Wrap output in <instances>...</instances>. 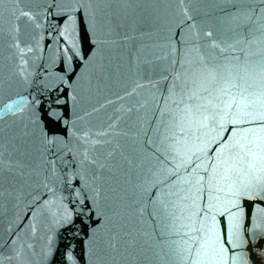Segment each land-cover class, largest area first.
I'll return each instance as SVG.
<instances>
[{"label": "snow or ice", "instance_id": "obj_1", "mask_svg": "<svg viewBox=\"0 0 264 264\" xmlns=\"http://www.w3.org/2000/svg\"><path fill=\"white\" fill-rule=\"evenodd\" d=\"M134 6L130 0H0L6 53L0 98L9 101L14 89H23L15 92L14 110L10 102L0 108V204L25 189L32 194V237L42 225L71 232L79 221L86 229L103 205L117 222L103 236L93 230L101 258L121 252L134 258L144 249L164 264L264 260V49L258 47L264 0H224V14L215 18L228 24L223 31L195 19L203 5L180 0L177 31L170 29L162 45L147 46L166 49L169 67L153 98L151 135L129 151L117 133L131 107L93 123L105 105L92 101L101 82L116 81L118 69L105 53L129 39L121 29ZM42 40L51 43L41 79L28 68ZM56 64L58 71L48 70ZM149 220L150 230L137 226ZM7 231L11 236V223ZM41 239L47 260L54 237ZM65 248L63 264H76L70 245ZM35 255L34 243L17 233L0 264H32Z\"/></svg>", "mask_w": 264, "mask_h": 264}, {"label": "water", "instance_id": "obj_2", "mask_svg": "<svg viewBox=\"0 0 264 264\" xmlns=\"http://www.w3.org/2000/svg\"><path fill=\"white\" fill-rule=\"evenodd\" d=\"M118 2L120 0H113L114 5ZM130 2L136 6L127 10V26L121 29L122 33H126L129 39L119 40L116 45L110 46L108 52L105 53L111 57L114 68L118 69L116 81L109 87H103V82H101V91L92 101L93 104L99 102L105 105L99 113L92 115L93 123L106 120L117 108L131 107V112L122 113L119 132L117 133L119 143L125 145L129 151L132 148H139L146 136L151 135L149 122L155 106L153 98H158L160 95L158 90L165 87L161 75L169 67L166 49L147 46L162 45L171 32L177 31L176 25L182 19L179 8L180 0H130ZM184 3L188 6L189 0H184ZM192 3L203 5L193 13L197 21H207L208 26L215 24L221 31L228 27L226 22L221 24L215 19L222 17L224 14L220 11V8H224V0H192ZM112 11L115 16L118 10L113 7ZM188 23H191V21H188ZM140 33H145V35L141 36ZM49 43H51V40H42L40 48L29 56L30 65L28 70L37 78H43L45 65L50 55L46 47V44ZM258 47L264 49V44ZM5 55L3 46L0 45V76L5 72ZM32 55L40 57V59L31 62ZM155 56L160 57V59H154ZM259 58V56L252 57V59L257 60ZM147 60H151L152 63H147ZM58 69L59 64L48 66V70L52 72L58 71ZM132 89H135V92L131 96L125 97L122 102L115 100L116 95L122 96L126 91ZM16 91L23 92V89H14L9 94V101L0 98V108H3L5 102H10L13 103V108L10 111L15 109L14 102L18 100L15 95ZM106 98L112 100L113 103L105 104ZM85 108L88 111L91 110L87 105H85ZM121 133L123 134L121 135ZM31 200L32 194L25 189L18 197L7 204H0V242H4L3 246L0 247V252L7 249L11 239L19 233L24 239H28V242L35 245L37 255L32 257V264H63L62 254L69 250L65 248V245H70L76 264H164V261L154 258L151 251L144 249H138L134 253V258L123 252L114 254L112 259L101 258L100 254L94 250L92 243L93 230L99 229L98 236H103L106 232L115 230L114 225L117 222L116 217L103 205L99 220L94 217V222L89 223L86 229L81 230L79 221H77L71 232L56 225H49L48 228L42 225L40 230L32 237L28 225L31 222L35 208ZM128 211L130 212V210ZM39 219L48 223L45 217ZM10 223L12 225L11 236L7 231ZM137 226L147 231L151 229L152 223L149 220L147 223H137ZM46 235L54 237L52 254L47 260L40 255L43 245L47 242L41 237ZM29 237L32 238L29 239ZM254 264H264V260L254 256Z\"/></svg>", "mask_w": 264, "mask_h": 264}]
</instances>
